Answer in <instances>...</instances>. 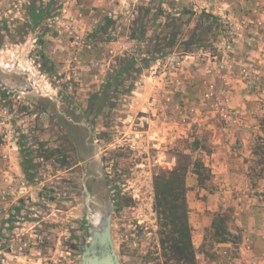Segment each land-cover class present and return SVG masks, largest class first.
Instances as JSON below:
<instances>
[{"label":"rangeland","instance_id":"rangeland-1","mask_svg":"<svg viewBox=\"0 0 264 264\" xmlns=\"http://www.w3.org/2000/svg\"><path fill=\"white\" fill-rule=\"evenodd\" d=\"M31 1L0 0V149L22 173L0 181L24 183L0 202V264H80L106 217L118 264H164L154 178L214 179L218 133L264 211V0H51L37 28Z\"/></svg>","mask_w":264,"mask_h":264},{"label":"crops","instance_id":"crops-1","mask_svg":"<svg viewBox=\"0 0 264 264\" xmlns=\"http://www.w3.org/2000/svg\"><path fill=\"white\" fill-rule=\"evenodd\" d=\"M245 29L247 32L246 27ZM230 136L223 133L215 135L217 140L214 142L213 152L206 160L214 179L207 183H198L190 170L185 178V199L192 246L195 251L202 248L213 217L226 207L229 209L228 240L215 244L213 259L206 258L201 252L200 264H264V211H261L254 198L248 195V183L247 201L239 197L238 193L243 192L245 184L233 181L238 176V170L237 166L234 167L237 160L231 158L233 153L227 144V140L232 138ZM11 154L13 153L7 149H0V180L10 175L9 170H14L17 175L22 176L18 164L10 165L7 160L9 157L12 162ZM14 186L19 188L20 184L0 181V202L1 199H10L9 194L14 195ZM228 193L231 194L230 199Z\"/></svg>","mask_w":264,"mask_h":264},{"label":"trees","instance_id":"trees-1","mask_svg":"<svg viewBox=\"0 0 264 264\" xmlns=\"http://www.w3.org/2000/svg\"><path fill=\"white\" fill-rule=\"evenodd\" d=\"M49 0L45 6H36L34 0L27 7V17L32 28H37L43 20L51 15ZM26 178L28 174L23 167ZM189 166L174 167L172 170L160 171L153 182L152 209L156 216L160 233L164 236L160 246L163 250L164 264H196V251L191 242V231L188 223V208L185 199V178ZM227 239L215 241V244L226 242ZM205 239L201 249L205 247Z\"/></svg>","mask_w":264,"mask_h":264},{"label":"water","instance_id":"water-1","mask_svg":"<svg viewBox=\"0 0 264 264\" xmlns=\"http://www.w3.org/2000/svg\"><path fill=\"white\" fill-rule=\"evenodd\" d=\"M110 218L99 225L100 231L90 233V239L82 246L80 264H118L109 232Z\"/></svg>","mask_w":264,"mask_h":264},{"label":"built area","instance_id":"built-area-1","mask_svg":"<svg viewBox=\"0 0 264 264\" xmlns=\"http://www.w3.org/2000/svg\"><path fill=\"white\" fill-rule=\"evenodd\" d=\"M5 182H7V183H10L11 182V178L10 177H8V178H6L5 179ZM11 184H16V183H11ZM20 184V186L22 187V189H23V183H19ZM21 189V188H20ZM21 191V190H20Z\"/></svg>","mask_w":264,"mask_h":264}]
</instances>
